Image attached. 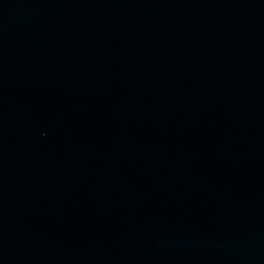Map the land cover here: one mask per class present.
Masks as SVG:
<instances>
[{"label": "water", "instance_id": "obj_1", "mask_svg": "<svg viewBox=\"0 0 264 264\" xmlns=\"http://www.w3.org/2000/svg\"><path fill=\"white\" fill-rule=\"evenodd\" d=\"M0 264H264V0H0Z\"/></svg>", "mask_w": 264, "mask_h": 264}]
</instances>
